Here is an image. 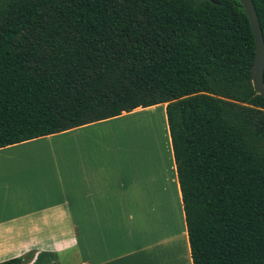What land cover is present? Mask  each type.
Listing matches in <instances>:
<instances>
[{
	"label": "trees",
	"instance_id": "1",
	"mask_svg": "<svg viewBox=\"0 0 264 264\" xmlns=\"http://www.w3.org/2000/svg\"><path fill=\"white\" fill-rule=\"evenodd\" d=\"M255 51L239 0H0V148L165 104L192 264H264Z\"/></svg>",
	"mask_w": 264,
	"mask_h": 264
},
{
	"label": "crops",
	"instance_id": "2",
	"mask_svg": "<svg viewBox=\"0 0 264 264\" xmlns=\"http://www.w3.org/2000/svg\"><path fill=\"white\" fill-rule=\"evenodd\" d=\"M157 109L142 138L51 141ZM4 157L0 263L192 264L165 104L0 148Z\"/></svg>",
	"mask_w": 264,
	"mask_h": 264
},
{
	"label": "rangeland",
	"instance_id": "3",
	"mask_svg": "<svg viewBox=\"0 0 264 264\" xmlns=\"http://www.w3.org/2000/svg\"><path fill=\"white\" fill-rule=\"evenodd\" d=\"M156 116L157 118L161 117V109H157L154 111V113H142L137 115H128L126 117H123L121 119L110 121L107 123L99 124L93 127H89L87 129L76 131L78 133H71V135H66L62 137H56L55 139H52L51 141L58 147V143L60 141L64 142H80L79 147H82L81 144L86 143L85 138L93 139V136L95 135H101V134H111L114 135L117 134H123V135H133L135 137H144L147 134L151 133L149 131L150 126V117ZM138 138V139H141ZM127 140H123V142H126ZM89 142V140H88ZM114 143V142H113ZM43 144V143H42ZM40 148H43V146H40ZM29 150L19 153L20 155L27 154ZM4 158H0V167L4 165Z\"/></svg>",
	"mask_w": 264,
	"mask_h": 264
},
{
	"label": "water",
	"instance_id": "4",
	"mask_svg": "<svg viewBox=\"0 0 264 264\" xmlns=\"http://www.w3.org/2000/svg\"><path fill=\"white\" fill-rule=\"evenodd\" d=\"M249 19L255 40V58L251 66L252 86L264 98V39L258 16L252 0H239Z\"/></svg>",
	"mask_w": 264,
	"mask_h": 264
}]
</instances>
